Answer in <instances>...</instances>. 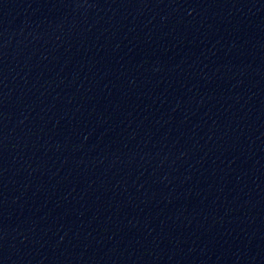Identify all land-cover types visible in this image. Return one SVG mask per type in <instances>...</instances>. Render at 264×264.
<instances>
[{
    "label": "water",
    "instance_id": "95a60500",
    "mask_svg": "<svg viewBox=\"0 0 264 264\" xmlns=\"http://www.w3.org/2000/svg\"><path fill=\"white\" fill-rule=\"evenodd\" d=\"M0 264H264V0H0Z\"/></svg>",
    "mask_w": 264,
    "mask_h": 264
}]
</instances>
